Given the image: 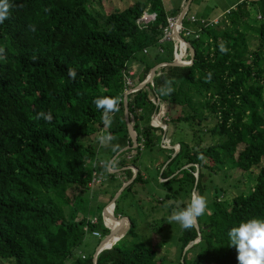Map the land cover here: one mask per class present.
Returning <instances> with one entry per match:
<instances>
[{"label": "trees", "instance_id": "16d2710c", "mask_svg": "<svg viewBox=\"0 0 264 264\" xmlns=\"http://www.w3.org/2000/svg\"><path fill=\"white\" fill-rule=\"evenodd\" d=\"M96 1L102 2L9 0V18L0 24V48L5 49V58L0 60V262L94 264L98 248L91 255L79 250L86 234L103 238L110 231L101 213L96 224L85 215L93 175L107 178L92 186L98 193L107 188L104 195L108 193L110 202L105 207L130 183L116 200L119 215L125 211L123 199L132 196L131 207L136 198L138 204L144 201L138 198L140 191L153 194L144 185L148 179L141 171L133 180V170L125 169L137 168L139 155L132 161H127V155L158 149L164 155L158 161V176L166 180L157 181L166 193L158 207L164 209L167 202L164 206L169 213L182 209L193 191L209 200L207 213L198 219L199 230L179 226L170 231L177 264H238L236 249L229 247V229L253 218L264 220V0H243L219 25H208L213 19L199 17L192 23L198 38L188 24L190 7L185 25L195 49L193 65L161 67L154 86L129 95V117L138 147L118 157L121 150L133 146L125 121L127 79L136 88L156 66L172 63L173 44L160 42L168 17L161 0H137L107 14L103 7L92 10ZM46 8L50 11L45 12ZM148 8L157 19L140 27L137 20ZM220 43L228 47L227 54L220 53ZM134 65L138 69L133 77L129 71ZM68 68L76 70L75 81L68 77ZM209 72L212 80L205 83ZM168 80L175 90L159 96L158 90ZM100 96L120 100V111L113 117L118 122L108 129L92 103ZM158 100L167 105L170 121L166 124L182 131L190 128V141L171 138V128L164 135L162 128L151 127L152 116L160 111ZM41 111H51V123L34 119ZM204 128L220 138L218 144L203 146ZM100 131L111 133L116 137L114 145L121 146L116 153L111 150L106 161L116 160L119 173L112 174L105 164L100 165L93 147L96 143L84 141ZM168 140L169 145L180 146L176 156L174 148L166 147ZM230 171L256 172L257 177L249 191L221 200L227 194L221 187L211 195L207 177ZM110 215L108 208L109 228ZM121 217L129 223L126 235L102 252L97 264H169L159 255L163 248L158 239L151 238L150 243L141 236L138 216ZM116 225L113 241L121 238Z\"/></svg>", "mask_w": 264, "mask_h": 264}, {"label": "rangeland", "instance_id": "374dc122", "mask_svg": "<svg viewBox=\"0 0 264 264\" xmlns=\"http://www.w3.org/2000/svg\"><path fill=\"white\" fill-rule=\"evenodd\" d=\"M135 1H137V0H107V1L103 0V2H100V3H98L96 1L92 5V8H93L92 10L98 11L100 7H103L104 12L109 13L110 10L115 9V8L124 9L129 4H134ZM161 1H163L162 3L166 9L175 8L181 2V0H161ZM185 1L186 0L183 1V5H182L183 7L182 8H184V6H185L184 5ZM253 1H255V0H248L247 2L251 3ZM187 2H188V0H187ZM240 3H241V0L240 1L239 0H195V1H193L191 11H190L188 16L191 17V15H192V16H195L197 19L199 17H207L210 19L220 17L219 19H217L215 21V24L219 25V23H221V21L226 20L225 15L228 14L229 8H232L234 11H237V9H238L237 6ZM250 8L251 7L248 6V9H250ZM181 12H182V9H181ZM188 24H191L192 29L194 30V28H195L194 25L192 23H188ZM151 50H152V52L156 51L155 48L151 49ZM139 56H141V55H139ZM141 59H142V57H141ZM167 109L168 108H167L166 104L161 106L159 116H157L159 120H161V121H167L168 120L166 117ZM113 122L117 123L118 121H117V119H114ZM158 124H159V122H157V125ZM151 125L154 128H156V126H157L155 124L154 120L151 122ZM178 127L179 126L174 128L173 126L167 125V132L171 128L170 133H169L171 138L174 136V139H176V140H180V139L182 140L183 138L184 139L186 138L188 141H190L191 137L189 138V136H191L193 134L191 129L190 128H184V130L182 131ZM204 130H205L204 131L205 135H202V137H201L202 141H203V146L216 145L219 143L220 138H218L217 136L210 135L209 132H206L207 129L204 128ZM164 135H165V132H164ZM97 136H98V134L92 136L90 139H85L84 141L90 142V143L92 142L93 144L96 143L93 146L96 149V151H98L96 159L98 160L99 164L102 165V164H105V162L110 159V157H111L110 152L112 150V147H111V145L108 147L100 146V144L98 143V140H97ZM87 138H89V137H87ZM163 139H164V137H163ZM170 141L171 140H168V144L170 143ZM112 145H114L113 142H112ZM177 146H179V145L175 144L174 149L176 151H180V147L177 148ZM167 147L170 148L169 146H167ZM136 156H138L137 169L139 171H141L144 178L148 179V181L146 183H144V185L147 186L148 189H150L153 192V194L150 197L147 192L140 191L139 192L140 195L138 196V198L140 197V198L144 199V201H142L141 204H138L137 198H136L134 200L135 201L134 205L131 207H129L128 202L130 201L132 196H129L127 199H123V201L121 202V208H122V210H125V211L119 215L116 213L117 211L114 208V216L118 219H123V220H116L115 221V224H117L116 228L117 229L121 228V229H118V233L121 234V238L119 237L120 239L118 241H120L126 235L128 229H129L128 221L125 218L121 217V215L122 214H126V215L128 214L130 216H133V215H135V217L138 216L141 219L140 228H139V232H140L141 236L144 238H147L150 243H151V240H150L151 238H153V239L157 238L158 239L157 240L158 245L162 246V248H163L159 253L160 257L165 258L169 264H177L178 263V252L175 251L176 250L175 248H172L173 247L172 243L174 242V238H173L170 231H176L179 228V225L176 223H175V225H174V223H172V224L168 223L167 218L169 215H171V213H169L168 209L165 208V206H164V205L168 206L167 202H165V204L163 205L164 209L158 207L159 201L164 200V197L166 195V193L164 191L165 189L162 188L157 183L158 179L160 182L166 181L165 179L161 178V176L160 177L158 176V170H159V167L161 164L158 161H162L164 155L158 149H153L152 151H150V150L142 151V153H140V154H138L137 151H134L130 155H127V161H132L133 159L136 158ZM123 170H125V169H123ZM115 172L119 173L120 170H114L113 173H115ZM135 172H137V174H138V171L133 170L134 174H135ZM224 176H226V177L223 178ZM93 177H94L93 180L89 184V187L91 188L92 191L88 192V194L86 195L88 198V200H87L88 206H86L88 208V212L85 211V215L92 220V223L96 224L97 223V217L100 216V213L103 216V211L105 209L104 207H105V205H107L110 202V197H108L109 196L108 193H105V195H104V190H106L107 188H103V190L99 193H98V191H93V188H92V186L95 183L100 184L103 180H106L107 178L105 176H102V175H101V177H98L97 174H94ZM256 177H257L256 172L239 173L237 171H230V172L225 173V174L222 172L219 175H215L213 178L207 177V179L209 180V182H211L210 186H209V188L211 190V193H210L211 195H213L215 189H220L221 187L223 189L227 190V194L224 195V193H223L222 196L220 197L221 200H224L225 198L237 195L240 191H249L250 186L252 185V183ZM121 180H122V178H121ZM143 186H142V188H143ZM139 188H141V187H139ZM108 189H110V188H108ZM228 194H229V196H228ZM206 198H207V196H206ZM207 202H209L208 198H207ZM99 203H100L101 207L100 206L97 207V205ZM102 207H103V209H102ZM111 207H112V205L109 206V211H111ZM141 210L143 211V213L145 212L144 213L146 215L145 218H144V215L141 214V212H142ZM110 222H111V215H110ZM155 229H157V231H155ZM167 230H168V232H166ZM111 231H113V230L111 229ZM153 233H155V234H153ZM167 233H168V235H167ZM111 236H112V234H110L108 236V238L105 239V242ZM105 237H106V235H105ZM105 237L103 236V238H96L91 233H87L86 238H85V240H84V242H83V244L79 250L81 252H84L87 255L88 254L91 255L96 251V249L98 248V246L102 242L101 240H103ZM0 263L1 264H12L11 262H6V261H2Z\"/></svg>", "mask_w": 264, "mask_h": 264}, {"label": "clouds", "instance_id": "9594fccd", "mask_svg": "<svg viewBox=\"0 0 264 264\" xmlns=\"http://www.w3.org/2000/svg\"><path fill=\"white\" fill-rule=\"evenodd\" d=\"M242 1L243 0H241V2ZM102 2H103V0H102ZM18 7L22 8L23 5L22 4L18 5ZM10 8H11V4L9 3V0H0V24H3L5 22V20H7L9 18V10H10ZM117 9H119V8H117ZM149 9L150 8H148L144 12V14L156 15V19H157V14L156 13H151L149 11ZM189 10H190V8H189ZM230 10H233V9L229 8V11ZM44 11L48 12V11H50V9L46 8V9H44ZM182 12H181V14H182ZM181 14L179 16L178 15H168L167 19L169 17L178 18L179 19V24L184 28V31H186L185 21L187 20V14L188 13L184 16L183 19H181ZM191 17H195V16H191ZM191 17L189 18V20L191 19ZM219 18L220 17H216L213 20H210L208 22V25H212L213 21H215V20H217ZM156 19H155V21H156ZM138 20H137V24L140 27H146V26L150 25L151 23L155 22V21H153V22H150V23L145 25V24H139ZM213 25H217V24H213ZM166 26H167V24L162 28V30ZM29 27H30V30L32 32L36 31L35 26L30 25ZM196 28L193 30V34L195 35L194 38H198L199 37L197 32H196V30H197ZM162 33H163V31H162ZM175 37H176L177 40H182L184 43H187V45L189 46L188 47L189 48L188 49L189 50L188 59H189V56H191V59L187 60L185 62L186 65H183V67L186 68V67L192 66L193 65V59L195 57V55L193 57V54H192L193 51L195 52V49L193 48L192 43L190 41H188L187 38L184 37V33H180L178 31H176L175 32ZM218 48H219V51H220L221 54H227L229 52V49H228V47H226L225 43H220L218 45ZM145 51H148V50L147 49L144 50V54L147 53ZM4 52H5V49L4 48H0V60L5 58ZM35 59L36 58L33 57V60H35ZM173 63H177V62H175L174 59H173L172 63H164V64H161L160 66L161 67H167L166 66L167 64H173ZM178 65H181V64L178 62ZM137 69H138V65H134L133 67L130 68L129 73L131 71H133L135 73L134 74V76H135ZM150 73L147 76V78L145 79V81L142 82L139 86H141L142 84H144L145 82H147L149 80ZM67 75L72 81H75L76 78H77V72H76V70L74 68H68L67 69ZM155 75H156V73H155ZM154 78H155V76H154ZM154 78H153V82L147 84L144 88L148 87L149 85L150 86H154ZM211 80H212V73L209 72V73H207L204 82L205 83H210ZM172 83L173 82L171 80L165 81L164 86H162L158 90L157 94L159 96H169V95H171L173 93V91L175 90L172 87ZM139 86H137L136 88H133V87L129 88L128 87V89L125 92L124 107H125V100L126 99H127V104H128L129 95L134 94L137 91H141L142 89H144V88H142V89L138 90L137 88ZM131 90H135V92L131 93L130 92ZM92 103L95 105L97 110L101 111V121H102V123L104 125V128L105 129L110 128L112 123H113L114 114L120 111V106H119L120 105V100L118 98H115V97L100 96V97L95 98L92 101ZM160 104H161V102L159 104H157V106L160 105ZM162 105H164V104H161V106ZM161 106H160V110H161ZM159 113H160V111H159ZM159 113L158 114H154L152 116L151 121H150V125H151V122L153 120H154L155 124H156V121H158L159 124L158 125L156 124L157 125L156 128H162L165 131V133H166L167 132V124H166V122H169L170 119L166 116L167 119H168L167 121L159 120L157 118V116H159ZM128 117H129V111H128ZM34 119L35 120L43 119L46 123H51L52 120H53V115H52L51 111H49L47 113L44 112V111H41V112L36 114ZM129 120H130V117H129ZM125 121H126V118H125ZM151 127H153V126L151 125ZM133 129H134V127H133ZM115 139H116V137L113 136L111 133L105 134L103 131H100L98 133V136H97V140H98V143L100 144V146L108 147V146L111 145L112 151L114 153H116V152L121 150V146L119 144L112 145V141L115 140ZM163 140H162V142H163ZM169 147L170 148H174V146H171V145H169ZM178 147H180V146H177V148ZM199 159L203 160L204 159L203 155H201L199 157ZM130 167H134V166H130ZM130 167L125 168V169H131ZM115 168H116V160L105 162V169L107 171H109L110 173L115 174L116 172L113 173ZM138 172H139V170H138ZM109 206H111V203L107 207H105L104 210L106 212H107ZM114 208H116V205L113 206V209ZM207 211H208V202H207L206 196L199 194L198 191H193L191 193V196H190V202L187 204V206L182 208V209H179V210H174L171 213V215H169L168 218H167L168 219V223L169 224L176 223V224H178L180 226L181 229L189 230V229H192L195 226H197L198 219L201 216L205 215L207 213ZM103 213H104V211H103ZM105 216L106 215H104V214L102 216L103 217V224L113 234V231H111V229L109 227H107V224L105 223L106 222ZM114 218L116 220H123V219H118L115 216H114ZM110 234L111 233H109V235ZM109 235H107V237H105L103 239L102 245L105 243V239L108 238ZM228 238H229V247L235 248L236 251H237V257L236 258H237L238 264H264V220L253 218V219H250L248 221H242V222H240L238 227H232V228L229 229ZM113 246H111L110 249H106L104 251L111 250L113 248Z\"/></svg>", "mask_w": 264, "mask_h": 264}, {"label": "built area", "instance_id": "2783aa9c", "mask_svg": "<svg viewBox=\"0 0 264 264\" xmlns=\"http://www.w3.org/2000/svg\"><path fill=\"white\" fill-rule=\"evenodd\" d=\"M261 19V17H259ZM156 15H147L144 14L139 20V24H148L150 22L155 21ZM216 21V20H215ZM215 21H213L212 25L215 24ZM191 23L198 22V19L195 17H191L190 19ZM163 31V38L161 39V43L167 44V43H172L173 44V59L175 62H179L181 65H186L185 62L188 59V54H189V46L187 43H184L182 40H177L175 37V32L178 31L180 33H184V37L188 38L190 36V31L186 30L184 31V28L179 24V19L175 17H169L167 19V26L162 30ZM161 52H164V49H160ZM147 52V51H145ZM134 72L131 71L130 75L134 76ZM127 84L129 88L133 87V82L130 79H127ZM131 93H134L135 90H131ZM160 103V100H158L157 104ZM158 118V117H157ZM95 236L100 237L99 233H94Z\"/></svg>", "mask_w": 264, "mask_h": 264}, {"label": "water", "instance_id": "95a60500", "mask_svg": "<svg viewBox=\"0 0 264 264\" xmlns=\"http://www.w3.org/2000/svg\"><path fill=\"white\" fill-rule=\"evenodd\" d=\"M191 2H192V1H191ZM191 2L187 5V8L182 12V14H181V19H183L184 16L188 13V11H189V6H190ZM192 54H193V57H194L195 52L193 51ZM166 66H171V67H183V65H178V63L167 64ZM160 67H161L160 65L157 66V67H155V68L151 71V73H150L149 80H148L147 82H145L144 84H142L141 86H139L137 89L140 90V89L144 88L147 84L152 83V82H153V78H154V76H155V73L159 70ZM125 118H126V124H127V126H128V130H129V134H130V136H131V138H132L133 146H132V147L128 146V147L124 148L123 150H121V151L116 155V157H118L120 154H122L123 152H125V151H127V150H129V149H131V148H136V147H138V138H137V134H136V132L134 131L133 126H132V124L130 123V120H129V117H128V104H127V99L125 100ZM178 152H179V151H176L175 156L178 154ZM175 156H174V157H175ZM130 168L133 169L134 171H138V169H137L136 167H130ZM136 176H137V172H135L133 180L136 178ZM133 180H132V182H133ZM129 184H130V183H129ZM129 184L125 185V186L119 191V193L117 194V196L115 197V199H113V201L111 202V205H112V206L115 205L116 200H117V198L119 197L120 193H121V192L124 190V188H126ZM103 214L106 215V211H105V210H104V213H103ZM196 228L199 230L198 225L196 226ZM111 234H112V232H111ZM106 239H107V238H106ZM193 245H194V244L189 245V247H188L186 250H189ZM101 246H102V243H101L100 247L97 249V251H96V253H95V255H94V260H93L94 264H97L98 256L100 255L101 252L104 251V249H102Z\"/></svg>", "mask_w": 264, "mask_h": 264}, {"label": "bare ground", "instance_id": "6f19581e", "mask_svg": "<svg viewBox=\"0 0 264 264\" xmlns=\"http://www.w3.org/2000/svg\"><path fill=\"white\" fill-rule=\"evenodd\" d=\"M157 122L158 121H156V124H157ZM110 213H111V229L113 230V233H114V229H115V221H116V219L114 218V209H113V206L111 207V211H110ZM112 236H113V234H112ZM112 236L108 239V241H109V243L107 244V245H104V246H102L101 248L102 249H104V250H106V249H109L111 246H113L115 243H117L118 242V240L120 239H117L116 241H113V240H111V238H112Z\"/></svg>", "mask_w": 264, "mask_h": 264}, {"label": "crops", "instance_id": "0c3cea01", "mask_svg": "<svg viewBox=\"0 0 264 264\" xmlns=\"http://www.w3.org/2000/svg\"><path fill=\"white\" fill-rule=\"evenodd\" d=\"M183 1L184 0H181V2H180V4L178 5V6H176L175 8H172V9H166V11L168 12V15H173L176 11H178V13L176 14V15H179V14H181V9H182V11L185 9V8H187V5L191 2V4H190V6H192V4H193V1L194 0H188V2H187V0L185 1V3H184V8H182L183 6ZM163 2V1H162ZM187 2V3H186ZM190 6H189V8H190ZM173 13V14H172Z\"/></svg>", "mask_w": 264, "mask_h": 264}]
</instances>
